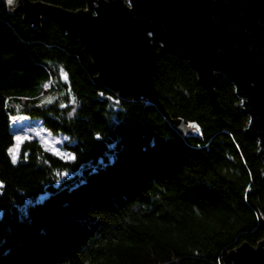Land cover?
Here are the masks:
<instances>
[{"label": "trees", "instance_id": "obj_1", "mask_svg": "<svg viewBox=\"0 0 264 264\" xmlns=\"http://www.w3.org/2000/svg\"><path fill=\"white\" fill-rule=\"evenodd\" d=\"M20 3L79 12L88 0ZM18 6L0 0V264H232L264 241V167L225 78L216 112L190 65L158 50L161 112L99 84L77 38ZM16 115L66 136L72 160L32 140L12 163Z\"/></svg>", "mask_w": 264, "mask_h": 264}, {"label": "water", "instance_id": "obj_2", "mask_svg": "<svg viewBox=\"0 0 264 264\" xmlns=\"http://www.w3.org/2000/svg\"><path fill=\"white\" fill-rule=\"evenodd\" d=\"M29 22L57 23L86 48L97 82L145 99L164 111L153 81L157 51L185 60L219 111L215 86L225 78L248 119L245 135L258 144L264 167V0H88V10L70 12L45 4L22 5ZM174 125L183 135L191 128ZM264 183V170L262 172ZM232 264H264V241L228 254Z\"/></svg>", "mask_w": 264, "mask_h": 264}, {"label": "rangeland", "instance_id": "obj_3", "mask_svg": "<svg viewBox=\"0 0 264 264\" xmlns=\"http://www.w3.org/2000/svg\"><path fill=\"white\" fill-rule=\"evenodd\" d=\"M59 80L61 82L66 81V76L62 71H59ZM42 100L43 102H48L51 98L46 97ZM10 129L13 133V144L7 150V154L12 163H16L21 145L25 141L32 140L38 141L44 150L53 155L63 160H72V155L65 147L68 138L63 135L50 133L43 127L39 120L31 119L23 115H16L10 118ZM17 137L21 139H17Z\"/></svg>", "mask_w": 264, "mask_h": 264}, {"label": "snow or ice", "instance_id": "obj_4", "mask_svg": "<svg viewBox=\"0 0 264 264\" xmlns=\"http://www.w3.org/2000/svg\"><path fill=\"white\" fill-rule=\"evenodd\" d=\"M8 3H9V4L14 3V0H8ZM17 139H21V138H20V137H17Z\"/></svg>", "mask_w": 264, "mask_h": 264}, {"label": "bare ground", "instance_id": "obj_5", "mask_svg": "<svg viewBox=\"0 0 264 264\" xmlns=\"http://www.w3.org/2000/svg\"><path fill=\"white\" fill-rule=\"evenodd\" d=\"M124 3L129 6V2L127 0H125ZM86 10H88V7L86 8Z\"/></svg>", "mask_w": 264, "mask_h": 264}]
</instances>
